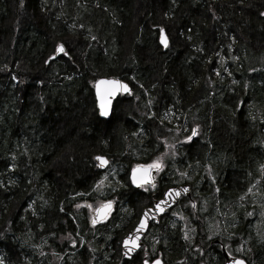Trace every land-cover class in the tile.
Here are the masks:
<instances>
[{
  "label": "trees",
  "instance_id": "trees-1",
  "mask_svg": "<svg viewBox=\"0 0 264 264\" xmlns=\"http://www.w3.org/2000/svg\"><path fill=\"white\" fill-rule=\"evenodd\" d=\"M261 13L264 0H0L4 264H119L120 252L107 249L110 229L95 234L86 208L76 205L143 198L126 185L129 170L165 152L160 191L189 182L192 194L177 205L187 200L189 220L155 224L150 255L162 250L165 264H199L206 235L223 231L232 241L241 235L246 257L264 264ZM59 44L69 54L47 64ZM103 76L133 88L115 100L108 119L94 90ZM193 128L198 135L183 142ZM97 154L113 158L110 168L123 170L119 180L103 179Z\"/></svg>",
  "mask_w": 264,
  "mask_h": 264
},
{
  "label": "flooded vegetation",
  "instance_id": "flooded-vegetation-1",
  "mask_svg": "<svg viewBox=\"0 0 264 264\" xmlns=\"http://www.w3.org/2000/svg\"><path fill=\"white\" fill-rule=\"evenodd\" d=\"M163 170H165V166L163 167L161 171L159 172L156 171L155 176H156L158 183L155 185V187H153V185L151 184H145L140 188L135 187L133 183L131 182L130 171H129L128 182L126 183V185L132 189L142 192L144 194V197L143 198L132 197L133 201H131V197L126 198L123 201H120L119 198H112L114 202V208L112 210V213L105 220H102L99 222L97 221L95 225L92 224V227L95 230V234H99V231H98L99 226H103V227L107 226L110 229V231L107 232V235L109 237V240L107 241V249L108 251L113 252V253L117 251L120 252V255L123 260H121L119 264H124V261L132 260L135 257L141 258L142 264H144L145 260L151 263L154 259L158 257L164 260L163 251L158 250L159 245L156 248L158 250L157 251L158 255H152V256L150 255L151 247L149 246V236L152 233L153 226H156L160 222L165 221L171 217L180 218L182 216V217H187V219L189 220V216H186L185 211H184V207L188 206L187 200L183 201L181 206H179L181 207V210L179 209V207H177L182 197H186V196H182L180 200L178 201V203H176L174 206L168 209L160 217V220L158 222L154 220L150 222L147 232L141 239L142 240L141 247L135 253H133L131 257H127L124 255L125 251L123 250V240L125 236L127 235L129 231H131L132 229L136 227V225L138 224L139 220L142 217V214L145 208L154 204V202H156L158 199H161L164 194V191L169 187L167 186L165 187L164 190L160 191V186H161L160 172H162ZM192 191H193V186H191V194H192ZM254 194H256V192ZM244 196L246 195L244 194ZM258 197H259L258 194L254 195L255 199ZM253 201L254 203L252 205L256 209H258L257 203L260 202L261 200L258 199L257 201L255 200ZM191 202L194 204L193 197H192ZM121 203L123 204V207ZM132 203H134V205ZM259 210L262 211L261 209ZM254 211L255 209L251 208V212H254ZM127 219H129L128 221L129 224L124 225ZM247 220L251 221L250 218ZM130 221H132L133 223H131ZM215 225L216 224L210 226V229L212 231L217 230L214 227ZM187 226L191 229L190 225H187ZM121 227L123 228L124 231L121 235H119L118 228H121ZM192 231L193 230L187 231L186 232L187 235H190V232ZM206 237L208 240H207V244H205V247H204L205 253L203 255V261H201L199 264H228V263H231L233 259H241V260H244L246 264H253V262L248 259L249 257H246V255L243 253L241 235L236 233L235 241H232L231 236L226 235L225 233H223V231H221V234L219 235H212L209 232L208 235H206ZM252 241H254V238H252ZM234 248H235V251H234V254H232L231 250ZM156 249L154 250L156 251ZM238 249L240 250L238 251ZM229 253L231 255H229ZM112 256H115V254H113ZM263 261H264V258L262 259V262Z\"/></svg>",
  "mask_w": 264,
  "mask_h": 264
},
{
  "label": "snow or ice",
  "instance_id": "snow-or-ice-1",
  "mask_svg": "<svg viewBox=\"0 0 264 264\" xmlns=\"http://www.w3.org/2000/svg\"><path fill=\"white\" fill-rule=\"evenodd\" d=\"M261 15H264V13H261ZM80 27L82 28L83 25H80ZM160 32V35H159V39H160V44L163 45L164 48H168L169 47V40H168V37L166 36L165 34V30L163 28H161L159 30ZM92 39H95V37H92ZM56 52L58 53H63L64 55H67L68 53L65 51V48H64V45L63 44H60L56 47ZM55 57H50L49 59H54ZM223 59V58H222ZM219 71L217 70L216 72V75H219ZM229 75H231V73H229ZM233 83H237V81H233ZM101 84H109L111 85V88L110 90L108 91L107 95L108 97H111L113 95H115V93L121 89H123L125 92H129V88L126 84H123L121 83L120 81L118 80H113V81H98L97 82V90L99 92V85ZM109 104H110V100L109 99H106L104 97L101 98V114L103 116H108L109 115ZM167 118V117H165ZM198 135V128H193L191 129V135L187 136L185 138V141L183 142H188V141H191L193 137L197 136ZM166 147L168 149H171L172 150V155H175V145H171V144H167ZM168 155L167 152H165L161 157H158L156 160H154L151 164H148V165H139L138 168L145 173L144 176H141V177H137V170L134 169L133 170V176H132V179H133V182L134 183H137L138 180L140 182H148V177H147V173L152 170V169H155L157 172L161 171L164 167L163 165V156H166ZM95 159L99 162V167L103 168L105 167L106 165H108L109 161L103 157V156H96ZM261 170L264 171V165L261 166ZM184 175V174H182ZM103 184V181L100 182V185ZM98 185V187L100 186ZM153 187H155V184H153ZM184 192H188V189L185 188L183 189ZM218 191V189H217ZM249 192H251V188L248 190ZM180 195V192H177V191H174V190H169L167 193H165V196L166 197H173V196H179ZM244 197H241V200H243ZM112 201H108L107 203L105 204H102L100 206V208H97L95 209V211L106 217L108 215V212L111 210L112 208ZM168 201L167 200H161L160 203L156 204L155 205V211H158V212H163L164 211V208L162 207V205H167ZM85 207H88V208H92V205H84ZM77 208H80L82 207V205H79L77 204L76 205ZM192 207L195 208L196 205L195 204H192ZM63 210V209H61ZM153 212V209H149L145 212L144 216L145 218L144 219H141L140 221V224L139 226L135 229V234H131L129 235L127 238H125L123 240V246L125 249H127V251H125L124 255L125 256H128L131 252H133L136 248L140 247V245L138 244V240H139V236L136 235L138 234L142 229L145 228V222H146V219L149 217V213ZM253 213H248V215H252ZM183 218V217H181ZM97 223V220L95 218H93L92 220V224L95 225ZM71 237V234H69V238ZM185 238L187 239L188 238V235L187 233H185ZM73 243V246H75L76 244V241L73 240L72 241ZM240 249H238L239 251ZM229 255H231L229 253ZM0 264H4V261L3 259H0ZM144 264H149V262L147 260L144 261ZM153 264H160V261L159 260H155L153 261ZM231 264H245V261L244 260H241V259H233L231 261Z\"/></svg>",
  "mask_w": 264,
  "mask_h": 264
},
{
  "label": "water",
  "instance_id": "water-1",
  "mask_svg": "<svg viewBox=\"0 0 264 264\" xmlns=\"http://www.w3.org/2000/svg\"><path fill=\"white\" fill-rule=\"evenodd\" d=\"M162 28L165 30V34H166V36L168 37V40H169V46H170V39H169V36H168V34H167V31H166V29H165L164 27H162ZM160 29H161V28H160ZM159 42H160V39H159ZM59 45H60V44H59ZM63 45H64V44H63ZM162 46H163V45H162ZM64 48H65V51L68 53V51H67L65 45H64ZM163 48H164V47H163ZM164 49L166 50L167 48H164ZM62 54H63V53H58V52H56V49H55L54 53L51 54L50 57H55L54 59H57V58H58L60 55H62ZM68 54H69V53H68ZM68 54H67V55H68ZM50 57H49V58H50ZM49 58H48V60H47V62H46L47 64H49L51 60H54V59H49ZM113 80H118V81H120L121 83L126 84V85L128 86V88H129L130 91H129V92H125L123 89H121V90L117 91V92L115 93V95H113V96H111V97H108L107 93H108V91L110 90L111 85H109V84H101V85H99V92H98V90H97V82H98V81H113ZM94 90H95V96H96V103H97L98 111H99V113H100V116H101L102 118H105V119H108V118L111 117L112 112H113L114 102H115V100H116L120 95H126V94H132V93H133L132 85H130L129 82L124 81V80H122L120 77H117V76H103V77L98 78V79L95 81V83H94ZM102 97H104V98L110 100V104H109V108H108V110H109V115H108V116H103V115L101 114L102 110H101L100 105H101V98H102ZM96 156H103V157H105V158L109 161L108 165H106V166L103 167V168L99 167V166H98V165H99V162L95 159ZM95 157H94V161H95L96 167H97L98 169H100V170H105V169H107V168L109 167V165L111 164L112 159H113V158H110V157H108V156H106V155H104V154H97V155H95ZM139 165H145V164H138V165L134 166V167L131 169V172H130L131 181H132V183L134 184V186L137 187V188H140V187L143 186L144 184H152V185L155 184V185H156V184H157V179L155 178V172H156L155 169H152V170H150V171L147 173L148 182H140L139 180H138L137 183H134V182H133L132 176H133V170H134V169L137 170V177H138V178L141 177V176H144V175H145V173L142 172V171L138 168ZM185 188L188 189V192H184V191H183V189H185ZM170 189H171V190H174V191H177V192H180V195H179V196H173V197H171V198L166 197V196H165V193H167ZM183 195H184V196H190V195H191V185H190L189 183H184V184H180V185H172V186H169V187L164 191V194H163V196H162L161 199H158L156 202H154V204H152V205H150L149 207L145 208V210L143 211V214H142L141 219H144V218H145L144 214H145V212H146L147 210H149V209H153V212L149 213V217L146 219V222H145V228L142 229L138 234H136V235L139 236V240H138L137 242H138V244L140 245V247H141V245H142L141 239H142V237L144 236V234L146 233V231L148 230L149 223H150L152 220H156V222H158V221L160 220V217H161V216H162V215H163L168 209H170L173 205H175V204L180 200V198H181ZM161 200H167V201H168L167 205H162V207L164 208V211H163V212L155 211V205L158 204V203H160ZM113 205H114V203H112V207H113ZM99 208H100V207H99ZM111 209H112V208H111ZM110 211H111V210H110ZM110 211L108 212V215L110 214ZM108 215H107L106 217H108ZM95 217H96V219L99 220V221H100V220H103V219L106 218V217H104V216H102V215H100V214H98V213H95ZM141 219H140V221H141ZM140 221L138 222V224L136 225V227H135L134 229H132L131 231H129V232L127 233V235L125 236V238H127V237H128L129 235H131V234H135V229L139 226ZM125 238H124V239H125ZM140 247L136 248V249H135L133 252H131L127 257H131V256L133 255V253H135ZM123 250H124V251H127V249H125L124 246H123ZM156 260H159V261H160V264H163V262H162L161 259H156ZM151 264H153V263H151ZM228 264H231V263H228Z\"/></svg>",
  "mask_w": 264,
  "mask_h": 264
},
{
  "label": "rangeland",
  "instance_id": "rangeland-1",
  "mask_svg": "<svg viewBox=\"0 0 264 264\" xmlns=\"http://www.w3.org/2000/svg\"><path fill=\"white\" fill-rule=\"evenodd\" d=\"M147 59V58H146ZM163 165H164V158H163ZM116 165H114L113 167H111L110 168V166L107 168V169H105V170H103L104 171V176H103V179L104 180H107L108 178H110L111 176H113V178H116V179H118L119 180V178H120V176H119V174L121 173V172H123V170L122 169H116ZM130 170H131V168H130ZM129 170V171H130ZM109 172L111 173V174H109ZM112 198H109V199H105V200H100V201H98V202H96V201H92V200H86V201H83L80 205H82V207H85L84 205H92V208H88V207H85L86 208V210H87V212H88V215H89V218L90 217H93V215L95 214V213H97L96 211H95V209H97V208H99V206L101 205V204H103V203H105V202H107V201H109V200H111ZM90 220H91V224H92V219L90 218Z\"/></svg>",
  "mask_w": 264,
  "mask_h": 264
}]
</instances>
